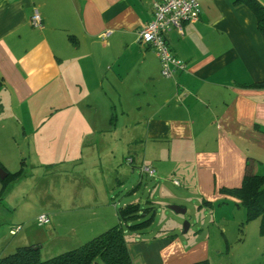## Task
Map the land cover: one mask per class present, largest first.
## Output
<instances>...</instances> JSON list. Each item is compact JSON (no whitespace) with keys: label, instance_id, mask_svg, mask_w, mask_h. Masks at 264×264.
Here are the masks:
<instances>
[{"label":"crops","instance_id":"crops-1","mask_svg":"<svg viewBox=\"0 0 264 264\" xmlns=\"http://www.w3.org/2000/svg\"><path fill=\"white\" fill-rule=\"evenodd\" d=\"M198 1V20L184 23L182 32L166 31L186 69L164 77L155 50L137 39L154 0H0V128L40 137L36 147L45 153L60 137L69 151L41 210L30 203L20 208L23 200L0 189V225L21 226L0 243V256L27 245H38L43 257L73 249L119 223L118 207H155L156 189L169 205L183 206L175 199L211 203L215 223L229 217H217L219 210L239 206L219 189L239 186L247 170L264 173V87L255 85L264 81V36L246 4ZM35 9L41 28L29 22ZM86 136L95 139H72ZM76 145L82 146L79 163L69 156ZM128 155L132 164L124 161ZM49 159L39 154L34 164L55 163ZM142 163L161 180L153 189L146 174L139 172L135 183L134 168ZM36 165L31 169L42 174ZM0 168L1 182L20 173L1 161ZM38 213L50 218L46 252L33 230ZM173 219L150 234L145 229L153 219L135 232L124 227L134 264L209 261V236L186 235L189 223L181 237Z\"/></svg>","mask_w":264,"mask_h":264},{"label":"rangeland","instance_id":"rangeland-1","mask_svg":"<svg viewBox=\"0 0 264 264\" xmlns=\"http://www.w3.org/2000/svg\"><path fill=\"white\" fill-rule=\"evenodd\" d=\"M38 138L40 139V137L25 135L16 130L8 132L0 128V161L11 173L16 172L18 168L20 170V173L15 178L10 176L5 181H0V189L2 187L4 189L2 194L4 195L8 191L9 197L18 198L20 201L23 200L21 201L23 204L21 202L18 203L19 206L21 204L20 208L24 204L30 203V208L35 212H37L36 210H41L42 207H46L48 201L51 200L48 194V189L52 187L50 179L54 181L55 179L62 178V176H59L58 170L66 168L67 165L65 162L67 161L66 157L69 152L66 146L60 145V137L55 138L58 146L52 151L48 153L41 150L38 151L36 147V139ZM75 138L79 141L85 139L90 143V141L95 139V136L73 137L72 139ZM51 141H54V139ZM81 153L82 146L76 145L69 156L72 159L76 158V161H73L79 163ZM39 154L48 156L50 158L49 160L55 163L49 165L46 163L44 167H39L34 164ZM31 164L36 165L35 168L40 169L42 174L35 169H31ZM89 166L85 167L89 168ZM45 169L48 170V175L44 176ZM134 170L135 183H137L141 174L139 175L138 167H135ZM148 176L147 174L144 176V182L153 189L161 180H158V175ZM170 189L174 193H179V189L173 185H171ZM23 194H25L24 198L21 197ZM141 196L142 198H140ZM147 196V192L144 194V186H142L138 190L137 196L141 204L147 199ZM152 198L155 199L156 215H154L153 222L145 229L147 233H156L161 228H169L171 224L170 218H177L179 226L175 232L179 236L186 237V235H190L192 237L196 234L200 238L209 236L211 240L209 243V264H264V237L259 234L258 229L260 217L246 221V212L242 206L230 204L228 208H222L219 210L221 212H218L217 217L224 213L225 215H229L227 218L228 221L221 220L220 223H215L212 217V208L214 206L211 203L209 205H203L201 204L202 202L196 199H173L178 203L181 202L183 204L182 207L186 208L184 214H173L169 209L168 199L163 193H159L158 189L153 192ZM16 202L18 201L16 200ZM216 206H218V202ZM0 216H4V211H2ZM37 217L34 220L37 226H33V230L38 235V238L42 240L40 244L42 245L43 252H46L50 247V240L45 230L49 224L39 223ZM185 221H189L190 228L188 234L182 235L181 229ZM41 225L45 226L42 227ZM11 227L9 222L0 225V243L5 239L12 238L13 234L9 231ZM222 229L224 230L223 234ZM143 232V235H146V232ZM54 255H47L48 257L41 256V258L46 259Z\"/></svg>","mask_w":264,"mask_h":264},{"label":"trees","instance_id":"trees-1","mask_svg":"<svg viewBox=\"0 0 264 264\" xmlns=\"http://www.w3.org/2000/svg\"><path fill=\"white\" fill-rule=\"evenodd\" d=\"M238 3L251 8L257 18L258 29L264 36V4L259 0H235V4ZM255 85L264 87V81ZM219 191L237 200V204L245 209L246 221L260 217L259 233L264 237V173L247 170L239 186L222 187ZM117 212L119 223L73 249L42 259L38 245L22 246L0 256V264H94L97 261L103 264H134L127 249L124 227L133 232L143 229L153 219L155 207L129 203L118 207ZM193 264L209 263L204 260Z\"/></svg>","mask_w":264,"mask_h":264},{"label":"built area","instance_id":"built-area-1","mask_svg":"<svg viewBox=\"0 0 264 264\" xmlns=\"http://www.w3.org/2000/svg\"><path fill=\"white\" fill-rule=\"evenodd\" d=\"M200 13L198 0H154L152 18L139 29L137 39L139 43L151 46L155 50L162 76L171 77L175 71L186 69V64L171 52L166 38V31L170 27H175L182 32L183 24L198 20ZM29 22L34 28L43 26L42 17L37 9L31 14ZM124 161L128 164L134 162L133 157L130 155L125 157ZM139 172L141 175L153 176L155 170L153 167L142 163L139 166ZM175 183L177 182L175 181ZM37 220L41 224H47L50 218L46 213H41L38 215ZM20 227V225L13 226L11 233H16Z\"/></svg>","mask_w":264,"mask_h":264},{"label":"water","instance_id":"water-1","mask_svg":"<svg viewBox=\"0 0 264 264\" xmlns=\"http://www.w3.org/2000/svg\"><path fill=\"white\" fill-rule=\"evenodd\" d=\"M5 176H6L5 171H3V169H0V179H4ZM169 209L173 210L176 213H181V214H184L186 212V208L174 204L169 205ZM188 228H189V221H185L183 224V231L186 232Z\"/></svg>","mask_w":264,"mask_h":264}]
</instances>
